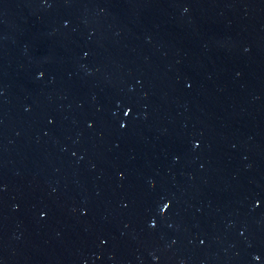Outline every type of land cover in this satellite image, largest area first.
<instances>
[{
  "label": "water",
  "instance_id": "1",
  "mask_svg": "<svg viewBox=\"0 0 264 264\" xmlns=\"http://www.w3.org/2000/svg\"><path fill=\"white\" fill-rule=\"evenodd\" d=\"M0 264H264V0H0Z\"/></svg>",
  "mask_w": 264,
  "mask_h": 264
}]
</instances>
